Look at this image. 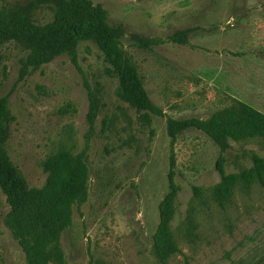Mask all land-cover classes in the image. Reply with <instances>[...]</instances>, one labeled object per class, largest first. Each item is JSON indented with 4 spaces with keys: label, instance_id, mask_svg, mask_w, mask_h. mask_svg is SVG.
<instances>
[{
    "label": "rangeland",
    "instance_id": "obj_1",
    "mask_svg": "<svg viewBox=\"0 0 264 264\" xmlns=\"http://www.w3.org/2000/svg\"><path fill=\"white\" fill-rule=\"evenodd\" d=\"M92 1L157 112L128 100L93 39L43 61L26 41L0 37V144L25 192L47 185L48 165L61 153L87 169L70 224L44 247L46 264H264V186L254 171L264 137L218 142L205 131L219 109L264 113V0ZM75 7L0 0V13L39 24ZM172 120L183 122L175 135ZM221 160L234 177L225 197ZM170 179L177 251L162 261L154 234ZM9 211L0 184V264H27L6 224Z\"/></svg>",
    "mask_w": 264,
    "mask_h": 264
},
{
    "label": "trees",
    "instance_id": "obj_2",
    "mask_svg": "<svg viewBox=\"0 0 264 264\" xmlns=\"http://www.w3.org/2000/svg\"><path fill=\"white\" fill-rule=\"evenodd\" d=\"M75 9L60 10L52 21L39 24L19 13L11 17L0 13V37L26 41L29 48L49 61L63 52H73L79 41L93 39L105 53L119 75L120 87L130 102L140 109L157 112L151 102L138 70L126 61L105 12L92 0H71ZM6 116V104L0 101V132ZM191 123L194 120L190 121ZM188 122V123H190ZM182 121H171L169 132L175 135ZM207 135L215 141L241 140L252 136L264 137V113L250 110L238 116L229 109L213 112L205 127ZM219 168L224 180L218 195L227 196L233 176L225 175L222 160ZM255 175L264 186V160L254 158ZM49 180L42 189L26 193L21 172L0 144V184L10 211L6 224L25 253L27 264H46L44 247L57 240L71 222L73 201L85 195L87 169L84 162L70 153L55 156L48 165ZM249 180L253 170L248 171ZM171 191L159 206V225L154 234L157 255L165 261L177 251L169 231L173 218L175 187L170 179Z\"/></svg>",
    "mask_w": 264,
    "mask_h": 264
}]
</instances>
